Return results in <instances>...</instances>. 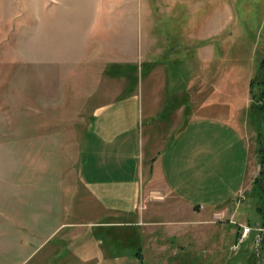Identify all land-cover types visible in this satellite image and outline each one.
<instances>
[{"label":"rangeland","instance_id":"374dc122","mask_svg":"<svg viewBox=\"0 0 264 264\" xmlns=\"http://www.w3.org/2000/svg\"><path fill=\"white\" fill-rule=\"evenodd\" d=\"M110 7L112 60L88 47L79 66L92 11ZM159 63L187 90L181 104L228 121L244 150L229 161L222 207L192 216L179 206L172 219L174 197L150 183L167 201L147 208L142 244L134 227L126 248L112 240V264H264V0H0V264H35L36 246L55 232L52 248L82 220L78 158L102 67L119 93Z\"/></svg>","mask_w":264,"mask_h":264},{"label":"crops","instance_id":"0c3cea01","mask_svg":"<svg viewBox=\"0 0 264 264\" xmlns=\"http://www.w3.org/2000/svg\"><path fill=\"white\" fill-rule=\"evenodd\" d=\"M91 15L78 65L86 62L91 50L92 55L98 50L100 56L103 47L108 48L112 58V7L96 9ZM106 18L111 24L109 30L104 28H108ZM105 66L100 78L107 83L91 94L98 98L78 158L76 202L83 213L82 220L77 231L59 240L55 237L52 248L48 247L52 240H48L55 232L36 246L28 256L36 259L35 264H112V250L117 248L112 240H121L119 248H126L130 241L127 227L140 229L138 239L142 244L148 238L142 233L152 224L147 208L167 201L155 199L149 187L152 182H161L174 197L177 207L165 204L173 209L172 219L181 214L179 206L194 216L201 206L215 209L230 199L229 161L240 160L246 139L243 133L242 139L229 128L228 121L197 116L196 105L181 104L187 90L172 85L168 65L159 63L158 67L149 68L144 86L129 85L119 93L112 90V72L106 75ZM245 148L248 153V146ZM249 154L250 151L247 163ZM246 176L247 173L235 194L244 190ZM102 230L107 233L103 238L106 245L102 243Z\"/></svg>","mask_w":264,"mask_h":264},{"label":"built area","instance_id":"2783aa9c","mask_svg":"<svg viewBox=\"0 0 264 264\" xmlns=\"http://www.w3.org/2000/svg\"><path fill=\"white\" fill-rule=\"evenodd\" d=\"M252 232V229L250 227H245L244 231H243V238L249 236Z\"/></svg>","mask_w":264,"mask_h":264}]
</instances>
